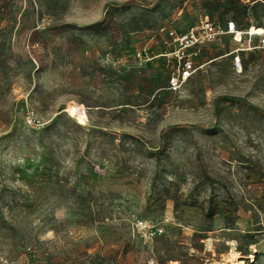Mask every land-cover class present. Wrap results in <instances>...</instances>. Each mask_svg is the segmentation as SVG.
I'll return each instance as SVG.
<instances>
[{
    "label": "rangeland",
    "instance_id": "374dc122",
    "mask_svg": "<svg viewBox=\"0 0 264 264\" xmlns=\"http://www.w3.org/2000/svg\"><path fill=\"white\" fill-rule=\"evenodd\" d=\"M205 18L264 0H0V264H264V48L238 71L223 34L168 86Z\"/></svg>",
    "mask_w": 264,
    "mask_h": 264
},
{
    "label": "built area",
    "instance_id": "2783aa9c",
    "mask_svg": "<svg viewBox=\"0 0 264 264\" xmlns=\"http://www.w3.org/2000/svg\"><path fill=\"white\" fill-rule=\"evenodd\" d=\"M254 24L247 28H240L238 23L233 19H228L225 24L214 21L209 18L202 19L198 24L191 26L186 31L178 32L176 29L169 28V34L176 43L171 55L176 60V66L171 72L168 80V86L171 90L181 89L186 82L202 67L198 63V57L201 54L203 45L209 41L217 39L223 34H232L236 42H241L248 36L247 45L236 47L232 53V63L236 70L243 69V52L255 48H264V32H253ZM241 30V38L237 37L238 31ZM253 37L258 38L255 43ZM39 45L37 41L35 43ZM34 44V45H35Z\"/></svg>",
    "mask_w": 264,
    "mask_h": 264
},
{
    "label": "bare ground",
    "instance_id": "6f19581e",
    "mask_svg": "<svg viewBox=\"0 0 264 264\" xmlns=\"http://www.w3.org/2000/svg\"><path fill=\"white\" fill-rule=\"evenodd\" d=\"M240 31H238V33H240ZM253 32H257V33L264 32V25L254 26ZM65 111H67L70 115L77 117L82 122L89 120L84 104L70 103L65 108ZM240 257H241V253L238 250L232 248L226 255H224L223 261H212L210 264H246V262L240 259Z\"/></svg>",
    "mask_w": 264,
    "mask_h": 264
}]
</instances>
